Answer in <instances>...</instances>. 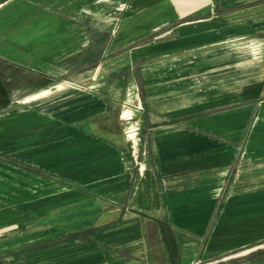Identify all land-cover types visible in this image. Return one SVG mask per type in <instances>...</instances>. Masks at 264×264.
<instances>
[{"label":"rangeland","instance_id":"rangeland-1","mask_svg":"<svg viewBox=\"0 0 264 264\" xmlns=\"http://www.w3.org/2000/svg\"><path fill=\"white\" fill-rule=\"evenodd\" d=\"M27 1V11L11 15L12 50L21 60L12 66L0 63V242L5 239L4 228L13 235L33 230V220L49 212L122 206L137 185L141 165L150 162L145 155V120L149 87L158 70L169 75L179 68L187 70L179 76L187 75V80L175 85L173 78L167 79L171 84L163 86V91L187 96L188 104L210 102L215 94L211 83H197L190 76L197 65H181L180 59L244 39L257 43L256 52H263L262 59L253 61L249 69L252 82L264 70V0H213L214 12L199 15L205 19L195 23L197 29L180 36L187 40L183 49L177 46V34L145 36V29L140 40L122 43L135 32L131 30L133 18L141 13L133 9L143 1ZM101 30H107L106 37ZM201 33L209 34L203 39L207 43L195 42ZM2 37L0 30V41ZM243 77L237 71L219 74L213 85L219 86L221 104L231 94L253 104L264 99V79L242 92H229L235 83L244 82ZM60 83L72 89L62 90L63 96L24 102ZM228 109L209 110L204 117L222 124ZM126 111L131 112V119L122 117ZM195 124L189 125L188 132L210 134L205 126L196 128ZM131 126L136 146L127 137ZM241 148L237 143L236 165ZM91 170L100 171L96 172L99 178L90 177ZM261 175L264 178V172Z\"/></svg>","mask_w":264,"mask_h":264},{"label":"crops","instance_id":"crops-1","mask_svg":"<svg viewBox=\"0 0 264 264\" xmlns=\"http://www.w3.org/2000/svg\"><path fill=\"white\" fill-rule=\"evenodd\" d=\"M137 1L143 4L133 10L141 17L133 18L135 32L124 44L140 40L143 32L145 36L173 32L179 45L172 44L186 48L187 40L180 36L197 29L195 23L205 19L199 15L214 12L213 0ZM27 2L0 0V63L12 66L21 60L12 50L11 15L27 11ZM101 33L106 37L108 32ZM208 36L197 34L195 42ZM234 42L193 58H179L181 65H197L195 74H189L193 80L211 83L215 95L210 102L188 104L187 96L163 91V86H169L167 79L173 78L175 85L187 80V75L179 79L186 69L172 75L157 71L149 87L145 120V155L150 162L141 165L137 185L121 207H67L36 217L33 230L13 235L4 228L1 264H264V99L253 104L231 94L221 104L219 86L214 88L219 74L230 71L242 74L244 82H234L229 92H242L262 82L264 70L252 82L249 69L263 52H256L257 43ZM231 48L238 54L231 56L226 68L211 66ZM240 48H253V56L248 51L239 53ZM220 107L230 108L225 122L205 119L207 111ZM194 122L210 134L188 132ZM237 143L242 148L236 165ZM124 206L130 211H124Z\"/></svg>","mask_w":264,"mask_h":264},{"label":"bare ground","instance_id":"bare-ground-1","mask_svg":"<svg viewBox=\"0 0 264 264\" xmlns=\"http://www.w3.org/2000/svg\"><path fill=\"white\" fill-rule=\"evenodd\" d=\"M247 51L251 53V56H253V54H252L253 48H251L250 50H247ZM247 51H244L243 48L238 49V52L241 53V54L246 53ZM254 52H255V49H254ZM236 54H238V53L235 52V49L231 48L230 53L227 51V53L221 54V56L217 57L214 61H212V65L211 66H213L214 68H218V69H224V68H226L228 66L227 65L228 62L231 61V59L233 58V57L231 58V56H236ZM229 56H230V58H229ZM97 70L99 72L100 68H98ZM66 89H72V86L70 87V86L65 85L63 83H60V84L55 85L51 89L43 90V91H41V92H39L37 94H34V95L26 98L24 100V102L26 103V102L33 101V100H38V99L39 100H41V99L42 100L43 99H50L51 97H53V95H62V90H66ZM122 117L126 118L127 120L131 119V112L126 111V112L122 113ZM127 137L129 138V140L132 141L133 145L136 146V133H135L134 126H131L129 128V132H128ZM90 172H91V175H89L90 177L99 178V174H96V172L99 173L100 171L91 170ZM98 186L100 187L101 184H98L97 187Z\"/></svg>","mask_w":264,"mask_h":264}]
</instances>
